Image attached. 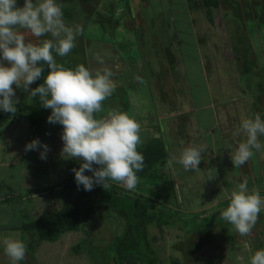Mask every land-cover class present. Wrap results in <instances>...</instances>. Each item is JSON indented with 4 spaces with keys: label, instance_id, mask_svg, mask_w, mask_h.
<instances>
[{
    "label": "rangeland",
    "instance_id": "1",
    "mask_svg": "<svg viewBox=\"0 0 264 264\" xmlns=\"http://www.w3.org/2000/svg\"><path fill=\"white\" fill-rule=\"evenodd\" d=\"M213 1H218L216 8L203 6V3ZM250 1L252 0H169V2L167 0H90L85 7L83 5L84 9L80 2L57 0L62 9L67 11V15L72 17L71 20L63 18L65 23L69 26L80 25L83 32L82 37L81 35L77 37L76 46L67 56L58 57L53 52L55 59L75 62L77 65L84 62L89 69H96L101 67L95 59L96 54H99L104 58L105 66L114 72L112 80L116 84L115 92L103 102L104 111L97 114L98 116H106L112 110L121 111L122 106L123 112L140 123L141 138L155 137L164 147L166 146L169 151L168 160L179 156L180 153L175 152L179 148L181 150L190 146L206 148L202 154L203 160H206V167L199 170H184L178 163L173 162L171 167L167 163L156 171L161 176V181L151 186L152 194H143L156 200L154 193H158L166 186L164 182L169 184V181L174 180V199L179 193L183 205H176L172 199L171 189H164L161 192L167 190V197L172 200L170 207L179 209L183 213L210 210L215 215V219L209 217L211 213L203 215L202 226L205 228L211 225V227L208 233L202 235L190 236L194 229L192 222L190 227L180 222L159 228L154 223L147 225L146 241L152 251L156 252L157 263L247 264L248 256L252 252L264 249V215H259L252 232L245 237L239 236L231 225L220 218L221 211L227 206L225 193H230L245 179L248 181V190L250 192L258 190L264 198V147L258 152L254 151L253 157L243 165L247 172L243 171V167L242 171L241 167H233L230 159L232 149L229 148V145L235 147L244 140L243 135L234 134L242 118L259 114L264 119V13L262 11L264 5L259 0L251 2L253 12L254 9L255 13L257 12L256 17L253 15L254 19L250 18L246 11L239 13L243 18L236 12L244 9ZM152 2L155 3L154 12L151 7ZM196 2L201 10L193 15L190 9H193L191 6L196 5ZM255 2L259 4L256 6ZM17 4L22 5L23 0H17ZM222 6H225L226 10H222ZM91 10L94 11L91 13L93 17L88 13ZM246 10L249 11V7H246ZM210 11L214 13L208 16ZM219 14L224 16L226 25L224 31L227 36L221 38V50L226 52V58L221 53L215 57L213 64L216 65V69L211 75L209 74L210 84L204 86L203 74L207 75L211 70L209 67L200 70L196 48L190 44L192 36L196 35L191 33L190 20L193 18L198 33L205 36L198 28L205 26L204 33L208 34L207 26L213 29L214 23H208L207 19L212 16L218 18ZM178 30H181V35L178 36L181 40L180 44L174 43L172 37V34L174 32L177 34ZM25 35L26 40L33 43L50 38V36L32 37L26 32ZM226 42H229L228 46ZM206 45L207 42L204 46ZM163 50L169 52L170 58L173 57L175 60L179 58L173 71L181 73L184 65H187L190 74H185L188 76L186 87L180 85L176 79V86L178 89L185 87L183 91H187V97L180 96L172 100L170 94L167 95L164 99L166 104H159L160 112L159 108H156L154 87H151L149 78L147 82L143 78L145 75L148 76L150 69L157 72L156 60L164 56ZM182 52L185 55L189 53L186 57L187 61ZM189 57L194 59L191 64H188ZM148 64L150 68L147 67ZM31 87L35 88V83ZM206 87L210 90V96L217 108L214 106L208 109L190 110L188 100L190 94L194 95V100L200 105L204 99L205 102L208 101ZM21 95L30 96L27 92L16 89L18 99ZM128 96L129 106L126 101ZM178 99H183V105L188 108H185V113L176 115L173 113L168 116L166 113H170L175 106L170 103ZM220 107L226 109L227 117L230 114L233 116V123H224L227 118ZM217 112L225 118L222 120L214 118V113ZM163 119L165 121L161 122ZM216 120L220 121L219 127L213 126ZM181 123L182 126H179ZM197 124H200L201 128L215 130L208 134L206 130L197 133L194 131L198 130ZM177 126L181 128L180 131L176 129ZM62 130V125L49 124L47 119L42 128L34 129L24 117L10 121L0 128V264H12L4 253L5 238L19 239L28 248L31 236L26 232L23 235L21 230L14 227L12 229V226L17 224L16 220L18 218L20 220L21 217L27 221L34 220L46 213L58 211L66 204H71L79 208L81 216L86 218L78 231L64 233L53 243L41 241L34 255L32 251L30 255L26 253L24 259L26 264H96L94 256L88 252L90 243L96 248L95 254L102 260L104 251L111 246L112 238L120 234L124 227V221L111 214L106 202V194L112 189L111 187L94 185L92 191H84L82 186L77 188L71 170L78 168L80 161L62 156L63 141L60 139ZM175 133L177 138L174 136ZM236 136L241 137L240 141L234 140ZM33 139H39L48 145L49 151L45 160L39 158L37 151L25 152V144ZM259 140L264 145V136ZM187 142H190V146ZM219 157L221 158L215 159ZM217 175L220 177V182L216 181ZM110 183L111 186L115 185L120 189L114 194L115 198H125L126 194L131 196L130 192L133 190H125L122 184L116 182ZM182 186L186 189L182 190ZM25 192L30 194L14 200L15 196ZM91 204V208L96 209L87 211L86 208ZM217 205L219 209H214ZM185 221L187 222L188 218ZM206 237L209 242L192 253L184 254L177 246L184 244L181 242L186 238L193 243H201ZM80 244L81 250L77 254L73 248ZM186 244H184L185 248Z\"/></svg>",
    "mask_w": 264,
    "mask_h": 264
},
{
    "label": "clouds",
    "instance_id": "2",
    "mask_svg": "<svg viewBox=\"0 0 264 264\" xmlns=\"http://www.w3.org/2000/svg\"><path fill=\"white\" fill-rule=\"evenodd\" d=\"M25 32L36 38H50L33 43L26 40ZM81 33L80 25L65 23L57 0H23L22 5L17 0H0V110L16 113V89L38 96L40 105L51 110L47 122L62 125V156L80 161L79 167L71 170L78 189L82 186L84 191H92L94 185L108 188L110 182H116L125 190H134L139 182L137 172L144 168V156L137 150L143 142L141 125L118 110L97 115L104 111L103 102L115 92L114 72L99 54L95 59L101 67L96 69L83 64L65 68L54 58L53 52L58 57L67 56ZM41 78L43 83L32 88ZM234 134L244 136L235 147L229 145L233 167L239 168L253 157L254 151L264 147L259 140L264 136V119L259 114L244 117ZM24 150L37 151L45 160L49 147L33 139ZM205 151L203 146L185 147L178 157L168 161V166L175 162L184 170H199ZM225 199L228 204L220 218L239 236H248L264 211V198L258 190L250 192L245 179L225 193ZM3 246L12 264L25 259L27 246L21 240L5 238ZM247 264H264V249L252 252Z\"/></svg>",
    "mask_w": 264,
    "mask_h": 264
},
{
    "label": "trees",
    "instance_id": "3",
    "mask_svg": "<svg viewBox=\"0 0 264 264\" xmlns=\"http://www.w3.org/2000/svg\"><path fill=\"white\" fill-rule=\"evenodd\" d=\"M69 1L80 2L82 7L83 5L85 7L90 0H65V2ZM217 3L218 1L209 3L205 2L203 3V6H208L211 9V6H217ZM197 4L198 2H196L195 6L199 7ZM62 11L63 18L69 20L72 19L70 15H67V11L65 9H62ZM89 14L90 16L93 15L91 13ZM57 63L63 65L65 68L74 69L77 66L75 62L71 61H57ZM82 64L86 66L84 62ZM46 72L47 68H45V74ZM144 77L145 78L143 79L147 82L148 77L146 75ZM41 83H43L42 78L35 82L36 87ZM126 101L128 102L129 106V96L126 98ZM15 107L17 109L15 114H9L0 110V128L10 121L18 120L24 117L26 118L30 126H32L34 129H40L51 113L50 109H46L40 105L38 96L32 97L21 95L19 103H17ZM156 108H159V111L161 112L160 106L157 105ZM171 113L174 112L166 114L169 115ZM164 121L165 119L161 120V122ZM142 141V144L138 146L137 150L144 156V168L142 171L137 172L139 182L137 184V188L131 191L134 194L130 192L131 196L126 194L125 198H115L114 194L116 192H119L120 190L115 185L111 186L112 189L106 194V202L109 206L111 214L114 217H120L124 221V227L120 234L112 238V241L110 242L111 246L106 251H104L105 253L102 256V260L99 259V257L95 254L96 248L94 246H91L90 243L88 252L90 253V255L94 256L93 259L96 264H160L159 262L157 263L158 258L156 252L152 251L151 246H149L145 237V227L151 223L156 224V226L159 228L163 225L173 226V224L178 222L182 223L184 226L190 227V223L192 222L194 229H192L193 234H191L190 236L195 234L202 235L208 233V229L209 227H211V225L205 228L202 226V219L204 218L203 215L211 213L210 210H202L199 213H190L188 211L187 213H183L180 212L179 209L170 207L172 200L167 197L168 191H161L164 189H171L173 194L172 199H174L175 191L173 181H169V184L164 182L166 186H164L163 189L159 190L158 193H154L156 200H153L149 195H143L144 193L152 194L150 190L151 186L156 185L159 183V181H161V176L157 174L156 171L163 165H166L169 160L168 150L166 146H163L162 142H160L158 138L153 137L148 141H145L142 137ZM86 175H91V173L86 172ZM145 185H147L148 187H145ZM28 193L29 192H25L24 194L20 193L19 196L14 197V200L28 196L30 194ZM225 202L228 204V201ZM174 203L180 206L177 196L174 199ZM218 205L215 206L214 209H219ZM224 206H226V204H224ZM91 207L92 204L90 207H87L86 210L91 211L93 209H96L95 207H93V209ZM260 215H264V213L261 212ZM210 216L212 217V219H215L214 214L211 213L209 217ZM187 218L188 221L186 222L185 220ZM197 219L198 221H196ZM85 221L86 218L81 216L79 208L74 207L71 204H66L61 207L60 210L46 213L34 220L27 221L22 219V217L20 218V220L18 218L16 222L17 224H19L17 225L16 229L21 230L23 235L26 232V234L28 233V235L31 236V241L28 243L27 252L30 255L32 251V255H34L37 252V248L41 244V241H45L48 243L56 242L64 233L76 232L81 229V227L83 226V222ZM208 242L209 241L207 237L201 243H193L191 240L189 241V239L186 238V240L181 242L184 244L187 243L186 248L184 247V244H177V246L184 254H186L192 253L199 247L206 245ZM73 250L75 253L79 254L81 250V244L80 246L76 245ZM25 262L26 261L23 260L18 262V264H26Z\"/></svg>",
    "mask_w": 264,
    "mask_h": 264
},
{
    "label": "crops",
    "instance_id": "4",
    "mask_svg": "<svg viewBox=\"0 0 264 264\" xmlns=\"http://www.w3.org/2000/svg\"><path fill=\"white\" fill-rule=\"evenodd\" d=\"M168 2H169V0H167ZM260 2H261V4L262 5H264V0H259ZM251 2L253 3V0L252 1H250V3H247L246 4V7L248 8L249 7V11H247L246 10V7L244 8V9H240V10H238V11H236L237 12V14L239 15V13L241 12V14L242 13H244L245 11H246V13H249L248 14V16H250V18H253L254 19V16L256 17V13H255V9H254V12H253V4H251ZM255 4H256V6H257V4H259V3H257V2H255ZM170 5L172 6V4L170 3ZM151 7H152V11L154 10V8H155V3H153L152 2V4H151ZM191 7H193V9H190V13L191 14H193V15H195V13L196 12H199L200 10H201V8L200 7H196L195 5H193V6H191ZM215 8L217 7V6H214ZM191 10H193V12L191 11ZM222 10H226V7L225 6H222ZM263 11V13H264V9L262 10ZM154 12V11H153ZM206 12V11H205ZM88 13H94V11L92 12V10L91 11H89ZM150 13V12H149ZM213 13L214 12H212V11H210V14L208 15V16H210V15H213ZM223 13V12H222ZM222 15V14H221ZM220 14L218 15V18L216 17L215 18V16H212L211 18H208L207 19V21H208V23L209 22H212V23H214L213 25H212V28L213 29H211L209 26H207V32H208V34H205L204 32H205V26H202V27H200V28H198V30H201L202 31V34H204L205 36H203V35H201L200 33H198V31H197V29L195 28V26H194V23H193V18L190 20V26L192 27V34H196L195 36L193 35L192 36V38H191V41H190V44L193 46H195V48H196V52H197V56H198V62L200 63V70H202V68L204 67V69L206 70V68L207 67H209V69L211 70L210 72H208L207 73V75H204L203 74V76H204V78H203V81H204V86H208L209 84H210V81H211V77H210V75L215 71V69H216V65L215 64H213V62H215V57L219 54V53H221L222 54V56H224L225 57V54H226V52H222V50H221V38H223V37H225V36H227L226 34H225V31H226V25H225V22H224V16H221ZM254 15V16H253ZM207 16V17H208ZM239 16H241V15H239ZM92 17V16H91ZM241 18H243L242 16H241ZM216 19H217V21H216ZM69 20V19H68ZM207 25V24H206ZM225 30V31H224ZM195 32H197V33H195ZM181 33V30H178V32H177V34H176V32H174L173 34H172V37H173V40H174V43H177V44H180L181 43V40H179L178 39V36H179V34ZM181 35V34H180ZM210 36H212L211 38H210ZM200 37V38H199ZM206 42H207V45L206 46H204V44H206ZM228 44H229V42H226V46H228ZM193 48V47H192ZM163 54H164V56L162 55L160 58H157V60H156V62H158V67H157V72H154V70L153 69H150L149 70V74H148V78L150 79V83H151V87H154V89H153V92H154V96L156 97V101H157V105L159 106V104H166V102H164V99H166V97H167V95L169 96V94H170V96H171V98H172V100L173 99H176V98H178V97H180V96H183V98H185V96L187 97V95H186V93H187V91H183V89L186 87L185 86V84H186V82H187V80H186V77L188 78V76H186L185 74L187 73L188 75L190 74V70L189 69H187V65H184V70H183V72L181 71V73H176L175 71H173V69H174V67H175V65L179 62L178 61V57H177V60H175V59H173V57H171L170 58V56H168V51H166V50H163V52H162ZM183 53V57L185 58V61H187V58L186 57H188L189 55V53L187 54V55H185L184 54V52H182ZM186 53V52H185ZM165 57V58H164ZM226 58V57H225ZM231 58V57H230ZM189 59H190V63H188V64H191L193 61H194V59L191 57H189ZM164 60H165V62H164ZM178 61V62H177ZM185 64V63H184ZM191 66V65H190ZM147 67H149L150 68V65L148 64V66ZM166 68V69H165ZM168 68V69H167ZM191 68V67H190ZM166 71H165V70ZM187 69V70H186ZM210 74V75H209ZM142 76H143V74H142ZM176 76H177V78H176ZM201 76V75H200ZM205 76H207V77H205ZM190 77V76H189ZM145 78V77H144ZM182 80H181V79ZM178 80V82L180 83V85H182V86H185L184 88L183 87H181V89H182V91H180L181 89H178V87L176 86V83H177V80ZM232 86H234V85H232ZM206 92H208V95H207V99H208V101L207 102H205L206 101V99H204V102L200 105V104H198V101L196 102L195 100H194V95H192V94H190V96L188 97V100L190 101V110H198V109H208V108H213L215 105V101L214 100H212V97L210 96V94H211V92H210V90L206 87ZM191 93V92H190ZM191 98V99H190ZM233 98V97H232ZM231 98V99H232ZM180 102H181V104H180ZM170 104H172V105H175L174 106V111H172L171 110V112H174V114L176 115V114H182V113H185V108H188V107H185L184 105H183V99H178V100H175L174 102H172V103H170ZM177 104V105H176ZM180 104V105H179ZM219 104V103H218ZM156 105V106H157ZM188 105V104H187ZM213 105V106H212ZM163 108H164V106H163ZM215 108H217V106H215ZM222 107H220V110H221V112L223 113V115H225L226 116V118H227V120L225 119L224 120V123H233V120H234V118H233V116L230 114V115H228V117H227V113H225V110L226 109H221ZM224 110V111H223ZM219 113V114H218ZM171 114H173V113H171ZM233 115H235V113H232ZM170 115V114H169ZM168 115V116H169ZM220 118L221 120L223 119V118H225V117H223L222 115H221V113L220 112H217V114H215L214 113V118ZM219 124H220V121L219 120H216V122L214 123V125L213 126H215V127H219ZM191 125H193V124H191ZM164 126V125H163ZM179 126H182V123L179 125ZM179 126H177L176 127V129L178 130V131H180V127ZM201 125L200 124H197V128H198V130L197 129H195L194 131L195 132H197L198 133V131H200V130H206V132H207V134L208 133H211V132H213L214 130H212L211 131V129L210 128H201L200 127ZM182 131V130H181ZM175 138H177V136H176V133H175ZM186 138V137H185ZM235 139L234 140H236V142L237 141H240V136H236V137H234ZM149 139H151L150 137L149 138H147V139H144L145 141H148ZM187 139V138H186ZM190 142H192L191 140H190ZM190 142H187V145H189L190 146ZM207 145V144H206ZM179 147V146H178ZM208 148V150H210V146H208L207 147ZM169 149V148H168ZM180 151H181V148H179L178 150H175V152H179L180 153ZM168 154H169V151H168ZM214 154V153H213ZM171 155V154H170ZM214 156H216L215 154H214ZM218 156V155H217ZM219 156H221V155H219ZM221 157H219V158H215L216 160H218V159H220ZM216 160H210L211 162H215ZM203 161H204V163H203ZM209 161V160H208ZM199 168H204V167H206V160H201V163H200V165L198 166ZM243 167V166H242ZM242 167H241V171H242ZM243 171H246L247 172V170L243 167ZM245 172V173H246ZM229 173H230V170H229ZM190 174V173H189ZM216 181L217 182H220V177L217 175L216 177ZM174 181V180H173ZM175 183V182H174ZM177 185V184H176ZM181 189L182 190H185L186 189V187L185 186H182L181 187ZM179 193H178V197H177V199H178V203H179V205H183V203H182V201H181V199L179 198ZM18 212V211H17ZM3 216L5 215V214H3V213H1ZM12 214H13V211H12ZM19 214V213H18ZM12 220V219H11ZM19 224V223H18ZM18 224H15L14 226H12V229H14V228H16L17 227V225ZM14 227V228H13Z\"/></svg>",
    "mask_w": 264,
    "mask_h": 264
}]
</instances>
